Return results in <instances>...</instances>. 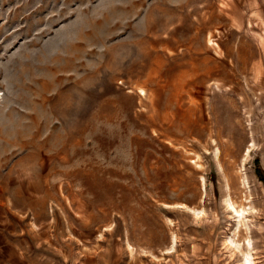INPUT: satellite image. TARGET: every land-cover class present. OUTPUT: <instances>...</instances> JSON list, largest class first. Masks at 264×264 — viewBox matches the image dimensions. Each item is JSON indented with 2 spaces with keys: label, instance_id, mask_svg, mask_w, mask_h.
I'll return each instance as SVG.
<instances>
[{
  "label": "rangeland",
  "instance_id": "rangeland-1",
  "mask_svg": "<svg viewBox=\"0 0 264 264\" xmlns=\"http://www.w3.org/2000/svg\"><path fill=\"white\" fill-rule=\"evenodd\" d=\"M1 226L2 264H264V0H0Z\"/></svg>",
  "mask_w": 264,
  "mask_h": 264
},
{
  "label": "bare ground",
  "instance_id": "bare-ground-1",
  "mask_svg": "<svg viewBox=\"0 0 264 264\" xmlns=\"http://www.w3.org/2000/svg\"><path fill=\"white\" fill-rule=\"evenodd\" d=\"M248 152H250V149H248ZM233 208L235 209V212L238 214L239 216V222L237 223V233H238V236H239V239L242 237V234H243V221L244 219H246L248 217V212L246 209H244L243 205L241 204L240 207H238L237 209L235 208V205L234 203L232 204ZM252 247V244H251V241L248 242L247 244V247L246 249H250ZM236 251L240 252L239 254H242L243 255V259H242V264H255V262L252 261L251 259V253L249 252H246L244 251V248L240 247V246H237L236 248ZM235 251V253H236ZM251 252V251H250Z\"/></svg>",
  "mask_w": 264,
  "mask_h": 264
},
{
  "label": "crops",
  "instance_id": "crops-1",
  "mask_svg": "<svg viewBox=\"0 0 264 264\" xmlns=\"http://www.w3.org/2000/svg\"><path fill=\"white\" fill-rule=\"evenodd\" d=\"M16 246L12 243L9 237L6 235V227H0V264L5 261L6 253H9L10 250L14 251ZM11 251V252H12Z\"/></svg>",
  "mask_w": 264,
  "mask_h": 264
}]
</instances>
